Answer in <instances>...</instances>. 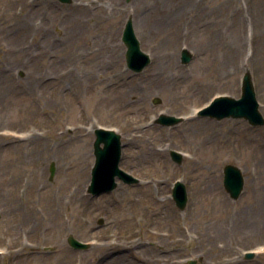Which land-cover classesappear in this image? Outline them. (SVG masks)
Wrapping results in <instances>:
<instances>
[{"label":"rangeland","instance_id":"1","mask_svg":"<svg viewBox=\"0 0 264 264\" xmlns=\"http://www.w3.org/2000/svg\"><path fill=\"white\" fill-rule=\"evenodd\" d=\"M71 1L0 0V264H264V125L194 115L239 98L249 72L264 117V0ZM128 18L151 58L139 73ZM97 127L121 136L119 166L139 184L89 194ZM227 164L244 178L236 200Z\"/></svg>","mask_w":264,"mask_h":264},{"label":"water","instance_id":"2","mask_svg":"<svg viewBox=\"0 0 264 264\" xmlns=\"http://www.w3.org/2000/svg\"><path fill=\"white\" fill-rule=\"evenodd\" d=\"M62 3H69L71 0H59ZM122 41L126 47L125 60L127 67L135 72H140L149 64V57L140 49L132 26L131 19H128L123 33ZM192 59L187 49L181 51V61L187 64ZM158 103V100L154 101ZM200 116H208L217 120L221 118H244L252 126L264 125V118L258 111V104L255 98L251 77L247 72L243 77L242 94L239 100L230 97L216 98L209 107L202 110ZM158 124L164 126H172L180 122L178 118L172 116L161 115L157 121ZM93 154L95 157L94 166L91 171V183L87 191L93 196L111 192L117 187L115 178L120 179L127 184L138 183L139 180L130 174L119 169L118 164L121 155L120 137L112 131L96 130L95 140L93 142ZM172 160L179 164L181 155L177 152H171ZM54 174L53 165L50 166V179ZM244 180L241 171L234 165H226L224 167L223 186L230 196L236 200L243 191ZM173 200L176 206L182 211L187 204V191L185 185L177 182L172 191ZM102 221H100L101 223ZM70 246L75 249H87L88 246L74 239L72 236L67 238ZM254 256L248 253L245 257L250 259ZM194 264V263H191Z\"/></svg>","mask_w":264,"mask_h":264},{"label":"bare ground","instance_id":"3","mask_svg":"<svg viewBox=\"0 0 264 264\" xmlns=\"http://www.w3.org/2000/svg\"><path fill=\"white\" fill-rule=\"evenodd\" d=\"M87 8H88V7H87ZM197 117H199V115H198Z\"/></svg>","mask_w":264,"mask_h":264}]
</instances>
